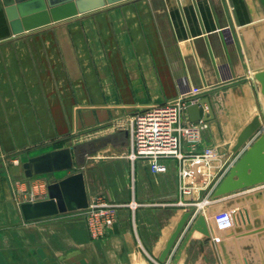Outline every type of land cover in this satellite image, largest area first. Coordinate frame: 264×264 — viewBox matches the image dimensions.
I'll return each mask as SVG.
<instances>
[{"label":"crops","instance_id":"obj_1","mask_svg":"<svg viewBox=\"0 0 264 264\" xmlns=\"http://www.w3.org/2000/svg\"><path fill=\"white\" fill-rule=\"evenodd\" d=\"M19 38V50H0V159L28 147L45 148L29 159L67 148L63 140L82 126L105 130L74 145H98L85 159L78 154L84 163L29 178V217L0 166V264H161L189 211L155 205L178 200L179 162L168 160L166 170L155 173L147 161L133 160L131 122L149 105L200 89L213 119L197 151L215 148L212 173L235 164L246 151L233 159L239 134L264 114L255 78L264 70V0H126ZM110 151L115 156L105 157ZM96 156L106 161L88 166ZM78 173L88 204L102 196L121 205L103 238H92L86 209L62 210L68 201L61 182ZM263 189L217 199L222 204L204 211L212 240L195 231L178 264H264V230L255 229L264 224V196L254 194ZM78 202L73 195L70 203ZM218 213L221 231L213 226ZM187 232L164 264L173 262Z\"/></svg>","mask_w":264,"mask_h":264},{"label":"water","instance_id":"obj_2","mask_svg":"<svg viewBox=\"0 0 264 264\" xmlns=\"http://www.w3.org/2000/svg\"><path fill=\"white\" fill-rule=\"evenodd\" d=\"M126 0H2L7 18L13 34H21L25 31H32L41 27L50 25L54 22H60L80 14L88 13L97 9L104 8L107 5H113ZM255 78L261 84V93L264 96V70L257 72ZM187 112L192 123L199 121H210L213 119V111L209 98H199L198 102L193 103L187 101ZM202 107H207L208 111L204 114L201 112ZM263 112L253 118V120L241 131L237 138V142L232 149L234 157L249 141L256 135L257 131L263 124ZM128 134V133H127ZM101 145V142L99 143ZM96 143H86L72 148H63L50 151L28 159L23 163L24 174L27 178L35 175H43L58 171L72 170L76 164L84 163L85 155L94 153L97 148ZM78 154H82L84 159H79ZM71 184H76V190ZM264 184V132L257 136L250 145L247 146L245 153L239 160L230 167L228 173L213 193L214 202L208 206L207 212L210 214L218 203L220 197L239 192L242 190L254 188ZM66 200L67 207L62 210L86 209L88 207L85 185L83 182V174L78 173L70 176L61 182ZM53 186H50V190ZM78 194V196H77ZM201 197L205 194V190L201 191ZM257 197L264 196V189L254 193ZM79 199L78 204H71L72 196ZM252 198L251 195H249ZM52 203V202H50ZM232 204V203H231ZM34 204H26L23 206L27 217H29V207ZM37 205V204H35ZM53 209L52 212H56ZM226 211V210H225ZM193 214V210H189L181 218L175 231L169 238L165 249L159 257V262L164 264L170 255L175 243L185 229V226ZM220 213L213 217V226L217 231L222 230ZM223 219V217H222ZM225 220L229 222L228 214ZM246 223V221H244ZM262 222L257 223L255 229L264 230ZM247 229H252L248 226ZM195 231L200 232L205 237V241L212 240V229L208 222L206 213H200L194 220L185 236L176 256L171 264H178L186 246L191 241Z\"/></svg>","mask_w":264,"mask_h":264},{"label":"built area","instance_id":"obj_3","mask_svg":"<svg viewBox=\"0 0 264 264\" xmlns=\"http://www.w3.org/2000/svg\"><path fill=\"white\" fill-rule=\"evenodd\" d=\"M199 93L200 89L195 88L171 102L149 105L133 117L130 127V157L133 160L147 161L155 173L165 171L166 167L163 163L168 160L179 162L178 200L155 205L193 210L185 231H188L200 213H204L203 207L207 210L214 202L213 193L228 173L227 168L230 166L227 165L223 172L221 169L217 173H212L211 166L217 156L215 148L206 147L202 152L197 151L201 143L202 131L207 128V122L201 120L192 123L186 102L189 100L193 103L198 102ZM202 190H205V197L193 199V195ZM120 206L107 201L102 196L95 197L89 203L86 208V218L92 238L100 239L105 236L107 228L115 223L117 209ZM130 206L135 209L138 204L132 202Z\"/></svg>","mask_w":264,"mask_h":264},{"label":"rangeland","instance_id":"obj_4","mask_svg":"<svg viewBox=\"0 0 264 264\" xmlns=\"http://www.w3.org/2000/svg\"><path fill=\"white\" fill-rule=\"evenodd\" d=\"M84 14H86V13H84ZM80 15H83V14H80ZM72 18H74V17H72ZM66 20H68V19H66ZM54 23H56V22H54ZM41 28H43V27H41ZM41 28H39V29H41ZM39 29H35V30H39ZM33 31L34 30H32V32ZM32 32L31 31H25L21 34H13L12 30H11V26H10V21L7 18V14L5 12V8L3 6L2 0H0V50H15V51L19 50L20 46H18V43H17L18 40H20L19 37L22 35H27V34L32 33ZM21 45H23V43ZM103 126H105V125H102L99 128H98V126H82L79 130L75 131L72 135L70 134L68 137H66L63 140V142L61 143V146L74 147V145H79L80 143H84L86 141L94 139L97 136L103 134V131L105 130V128H102ZM102 129H104V130H102ZM263 132H264V122L254 137L259 136ZM252 139L250 140V142L253 141ZM44 149L45 148H40V149L29 152V147H28V148H25L23 150H20L16 154L13 153L11 155H5V156L1 157V159H0V166L3 168V171L11 175V178H12L11 180L14 181L13 183H14L15 187L17 186V188H18L17 192L15 191L14 195L18 196L19 200H22V203H21V209L22 210H24L23 209L24 205H26V204L29 205V178L25 177V175L23 173L22 164L24 162H26L30 156H32L33 154H38L39 152H41ZM110 152H111L110 155L107 154L104 156L107 158H109L111 156H115V155H112V151H110ZM237 154L233 157V159L237 156ZM97 157H99V156L94 157V159H90L88 166H90L91 164H95L96 160H101L100 161L101 163L106 161V160H102V159H95ZM227 165L224 166V168L222 169L221 172H223L227 168ZM75 166L77 167V165H75ZM25 189H27V190L25 191ZM200 193L201 192L193 195V198H199V199L204 198L205 194L203 195V197H201ZM20 202L21 201H19V203ZM85 215H86V211H85ZM85 219L87 222L86 217H85Z\"/></svg>","mask_w":264,"mask_h":264},{"label":"bare ground","instance_id":"obj_5","mask_svg":"<svg viewBox=\"0 0 264 264\" xmlns=\"http://www.w3.org/2000/svg\"><path fill=\"white\" fill-rule=\"evenodd\" d=\"M233 164H234V163H233ZM233 164H231L230 166H228L229 168H227V170L230 169V167H231ZM227 170H226V171H227ZM203 206H205V204H203ZM205 209H206V208L203 207V212L205 211Z\"/></svg>","mask_w":264,"mask_h":264}]
</instances>
